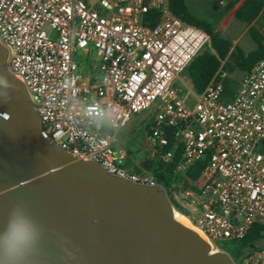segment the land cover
<instances>
[{"label": "built area", "instance_id": "1", "mask_svg": "<svg viewBox=\"0 0 264 264\" xmlns=\"http://www.w3.org/2000/svg\"><path fill=\"white\" fill-rule=\"evenodd\" d=\"M0 41L45 132L75 157L165 189L116 142L119 130L149 112L152 158L172 162L180 149L181 175L208 158L197 180L167 194L212 250L264 226V60L244 73L230 100L226 59L203 92L192 82L185 91L187 68L211 46V35L176 15L171 0H0ZM91 47L98 60L89 59ZM96 108L105 115L85 114ZM116 110L120 120L109 126ZM236 264H264V245L244 250Z\"/></svg>", "mask_w": 264, "mask_h": 264}, {"label": "water", "instance_id": "2", "mask_svg": "<svg viewBox=\"0 0 264 264\" xmlns=\"http://www.w3.org/2000/svg\"><path fill=\"white\" fill-rule=\"evenodd\" d=\"M8 57L0 41V75L15 85L10 100L0 96V232L20 202L38 231L19 264H236L175 218L165 189L110 174L58 145Z\"/></svg>", "mask_w": 264, "mask_h": 264}, {"label": "trees", "instance_id": "3", "mask_svg": "<svg viewBox=\"0 0 264 264\" xmlns=\"http://www.w3.org/2000/svg\"><path fill=\"white\" fill-rule=\"evenodd\" d=\"M237 1L239 0H231L228 8L234 7ZM171 8L176 15L191 24L202 27L211 35V46L199 54L186 71L197 93L204 91L219 70L222 59H226L225 68L229 72L239 69L244 73L249 71L258 61L264 60V29H261L257 24L259 17L264 12V0H245L235 12L238 19L250 24L249 32L257 46L249 52H246L240 45L234 44L232 39L218 34L210 21L195 15L190 10L186 0H171ZM236 88L237 86L233 87L231 85V78H228L225 82V100L231 99ZM170 141L168 148L174 146L172 136ZM179 159L180 149L175 153L172 162H164L158 158L149 157L136 168H144L151 172L157 181L164 186L167 193L171 195L173 191H180L190 185L187 178L197 180L208 161V158L198 161L184 175H181L176 172V164ZM129 162L131 163V160ZM171 199L175 206L180 207L172 197ZM261 238H264V226L254 225L240 246L235 249L234 254L231 255L234 261H238L244 250L255 247L257 241Z\"/></svg>", "mask_w": 264, "mask_h": 264}, {"label": "rangeland", "instance_id": "4", "mask_svg": "<svg viewBox=\"0 0 264 264\" xmlns=\"http://www.w3.org/2000/svg\"><path fill=\"white\" fill-rule=\"evenodd\" d=\"M230 1L231 0H186L190 10L195 15L210 21L218 34L232 39L234 44L240 45L246 52H249L257 46L249 32L250 24L241 21L235 14L237 8L243 1L239 0L234 7L228 8ZM257 24L261 29H264V12L259 17ZM77 57L83 69V64L86 62V59L82 50L78 51ZM89 59L98 60L97 50L94 47H91ZM243 75L244 71L242 70L236 69L232 71L231 85L233 87L238 86ZM185 80L182 87L185 91H188L189 86L186 83L192 82L188 74H186ZM194 91L197 93L195 89ZM148 114L149 112L136 115L134 120L118 131L116 136L117 144L128 149L131 164L135 165V167L140 166L143 160L151 157V149L148 141V118L146 117ZM177 211L182 212L178 209ZM240 244L241 242L228 244L227 249L220 251L228 252L232 255ZM256 245H264V238L257 241Z\"/></svg>", "mask_w": 264, "mask_h": 264}, {"label": "clouds", "instance_id": "5", "mask_svg": "<svg viewBox=\"0 0 264 264\" xmlns=\"http://www.w3.org/2000/svg\"><path fill=\"white\" fill-rule=\"evenodd\" d=\"M0 96L7 102L11 99L8 90L15 89L6 76L0 75ZM103 116L105 112L98 108L86 111L90 118L95 117L97 112ZM4 118L10 119L7 114ZM120 120L119 111L116 110L110 117L109 126H117L116 121ZM21 208L24 212H21ZM38 231L27 205L20 202L13 205L9 212L8 220L3 232H0V264H19L26 259L37 242Z\"/></svg>", "mask_w": 264, "mask_h": 264}, {"label": "bare ground", "instance_id": "6", "mask_svg": "<svg viewBox=\"0 0 264 264\" xmlns=\"http://www.w3.org/2000/svg\"><path fill=\"white\" fill-rule=\"evenodd\" d=\"M175 218L180 221L181 223H183L184 225L190 227L191 229L195 230L196 232H198L206 241V236L204 234H202L193 224L192 222L190 221V219L187 217L186 214L180 212V211H177L175 210ZM213 251H215L213 249Z\"/></svg>", "mask_w": 264, "mask_h": 264}, {"label": "crops", "instance_id": "7", "mask_svg": "<svg viewBox=\"0 0 264 264\" xmlns=\"http://www.w3.org/2000/svg\"><path fill=\"white\" fill-rule=\"evenodd\" d=\"M135 118V117H134ZM134 118L132 120H134Z\"/></svg>", "mask_w": 264, "mask_h": 264}]
</instances>
